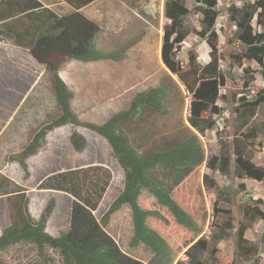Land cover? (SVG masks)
<instances>
[{
  "label": "rangeland",
  "instance_id": "374dc122",
  "mask_svg": "<svg viewBox=\"0 0 264 264\" xmlns=\"http://www.w3.org/2000/svg\"><path fill=\"white\" fill-rule=\"evenodd\" d=\"M40 1L42 8L50 15L58 18L72 15V10L63 0ZM241 1L248 3L250 0H217L216 7L220 14L215 29L218 35L219 72L224 81L218 87L219 97L216 105L219 114L209 115L214 120L215 127L199 136L204 150L202 165L172 193L181 208L202 227L200 237L208 240L214 224L221 225L225 216L213 215V202L217 198L215 193L203 184V174L213 178L217 188L223 191L219 207L231 211L233 229L228 231L226 237L217 245V264H264V221L256 219L246 222L242 212L243 207L254 205L256 200L263 202L260 208L264 210V178L261 181L236 178L233 174L232 155L229 162L230 175L222 176L206 168V163L222 152L223 145H231L236 134L235 101L242 96L248 100L261 98L263 101L259 104L250 125L243 132L256 130L255 138L249 141L247 156L255 166H264L263 76L260 66L255 62L237 61L236 58L240 57L244 48L234 38L236 26L228 20L226 13L231 4L241 7ZM164 3L165 0H103L86 13L91 16L92 22L95 21L103 29L96 37L97 48L102 52L117 53L121 57L119 61L84 63L62 59L58 54L53 57L58 61L62 59L58 75L73 93L72 109L83 122L103 124L113 114L126 110L135 95L149 88L165 85L164 104L169 114L160 116L155 112H146L141 115L139 121L129 123L125 128L136 148L145 155L154 150L174 146L186 134L192 99L181 81L164 67L160 59L163 27L168 22L164 17ZM186 7L190 10L186 20L188 26L199 32L201 15L193 10L192 2L187 1ZM45 10L35 12L39 13V16L45 15L39 17L42 26L49 21ZM22 22L27 24L26 20ZM252 27L254 32H264L256 25L255 18ZM2 39L0 175L10 181V188L18 185L28 192L29 207L34 218L44 213L47 203L55 199V206L47 224V231L53 236L67 231L70 203L74 198L68 193L43 189L45 179L60 173L77 171L79 180L75 184H78L79 195L85 197L93 195L94 183L98 188L110 177L108 187L94 211L95 217L100 219L123 186L122 171L101 137L78 128L86 139L84 149L78 152L69 142V136L76 128L65 126L49 132L38 153L26 160L27 174L17 162L10 159L11 155L24 149L39 128L54 120L59 111L50 78L44 67L38 64L25 48L15 46L13 40L7 41L5 36H2ZM209 51L207 43L199 35L191 33L181 43L175 57L182 67L187 69L190 54L203 66L209 61ZM246 67L256 71L255 81L248 88L243 87V69ZM11 165L16 167V171L10 169ZM240 186H243V189ZM8 223L6 203L3 196H0V234ZM243 224L247 225L243 235L244 245L254 249L248 256L239 254L237 249V233ZM157 229L177 252V260L185 259L184 249L181 248L182 234L172 225L160 224ZM105 230L124 253L149 264L153 254L146 246H130L133 228L131 210L127 205L111 216ZM0 264L63 263L56 250L45 248L40 253L35 245L21 243L4 251L0 255Z\"/></svg>",
  "mask_w": 264,
  "mask_h": 264
},
{
  "label": "trees",
  "instance_id": "16d2710c",
  "mask_svg": "<svg viewBox=\"0 0 264 264\" xmlns=\"http://www.w3.org/2000/svg\"><path fill=\"white\" fill-rule=\"evenodd\" d=\"M63 1L77 11L96 0ZM187 1L193 3V10L202 17L199 32L189 27L186 22L190 14L186 7ZM216 6L217 0H165L164 17L168 22L163 27L160 59L164 67L177 76L192 99L186 134L174 146L145 155L136 148L125 128L129 123L139 121L146 112H155L160 116L169 114L164 104L165 85L149 88L135 95L126 110L113 114L103 124L81 121L71 106L73 93L58 75L62 59L87 63L119 61L121 57L117 53L102 52L97 48L96 37L101 33L100 29L78 13L58 18L50 15L37 0H0V41L4 40L2 36L7 41L13 40L15 46L25 48L44 67L50 78L59 111L54 120L39 128L24 149L11 155L10 159L17 162L27 174L26 160L38 153L46 135L55 129L71 126L76 128L69 136L74 150L80 152L86 145L85 135L78 128L95 133L106 142L111 157L123 175L122 190L100 219L95 217L94 211L108 187L110 177L98 188L94 183L93 195L85 197L79 195L78 184H75L79 180L77 171L60 173L45 179L43 189L68 193L74 198L70 203L68 229L58 236L47 231L48 217L55 206V199L47 203L44 213L34 218L27 192L18 185L10 188V181L0 175V196L5 200L9 221L0 234V255L12 246L30 243L40 253L45 248L56 250L63 264H145L124 253L105 230L111 216L127 205L131 210L133 228L130 246H146L153 254L149 264H217V245L233 229L231 211L219 207L223 191L217 188L213 178L203 174V184L217 198L213 202V215L225 216L221 225L214 224L208 240L200 237L202 227L172 196L173 191L202 165L204 150L199 136L215 127V122L209 115L219 114L216 105L218 87L224 81L219 72L218 35L215 27L220 11ZM42 10L46 11V18L49 19L43 26L39 17L45 15L39 16V13H35ZM226 13L228 20L236 26L234 38L244 48L240 57L236 58L237 61H253L260 66L264 84V32H254L252 27L255 18L256 25L264 30V0H250L248 3L241 1V7L231 4ZM22 20H26L27 24ZM191 33L199 35L207 43L210 50L209 61L201 66L196 57L190 54L188 68L184 69L175 55L181 43ZM56 54L62 59L54 60ZM255 73L250 67L243 69L244 88L253 84ZM235 102L236 134L231 145H223L222 152L219 156H213L206 163V168L228 176L232 155L233 174L236 178L261 181L264 178V166H255L247 156L249 141L255 138L256 130L251 129L246 133L243 130L250 125L263 101L261 98L248 100L242 96ZM10 169L16 171L14 165ZM240 188L243 189V186ZM262 203L261 200H256L254 205L243 207L246 222L256 219L264 221V210L260 208ZM160 224L172 225L182 234L181 248L184 249L185 259L177 260V252L157 229ZM246 229L247 225L243 224L238 230L237 249L239 254L248 256L254 249L244 245L243 235Z\"/></svg>",
  "mask_w": 264,
  "mask_h": 264
},
{
  "label": "crops",
  "instance_id": "0c3cea01",
  "mask_svg": "<svg viewBox=\"0 0 264 264\" xmlns=\"http://www.w3.org/2000/svg\"><path fill=\"white\" fill-rule=\"evenodd\" d=\"M39 3H41L42 4V2L40 1V0H37ZM101 1H103V0H96V1H94V2H92V3H90L89 5H87V6H85V7H83V8H81V9H79V10H77V11H75L73 8H71L69 5H68V8H70V10H72V13L71 14H73V13H78V14H80L82 17H84L85 19H87L88 21H91V20H93V19H91L86 13L88 12H90L91 11V9L90 8H92L93 6H95V5H97L98 3H100ZM92 22V21H91ZM93 23H95L96 24V22L94 21ZM97 25V24H96ZM98 26V25H97ZM98 28L101 30V31H103V29L102 28H100L99 26H98ZM27 195H28V192H27ZM28 197H29V195H28ZM30 202V201H29Z\"/></svg>",
  "mask_w": 264,
  "mask_h": 264
}]
</instances>
